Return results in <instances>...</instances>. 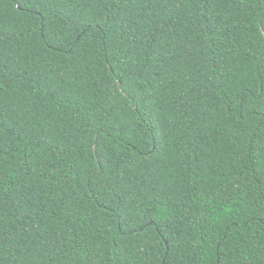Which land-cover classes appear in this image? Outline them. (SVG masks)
Here are the masks:
<instances>
[{"label":"trees","instance_id":"obj_1","mask_svg":"<svg viewBox=\"0 0 264 264\" xmlns=\"http://www.w3.org/2000/svg\"><path fill=\"white\" fill-rule=\"evenodd\" d=\"M263 31L264 0H0V264H264Z\"/></svg>","mask_w":264,"mask_h":264},{"label":"water","instance_id":"obj_2","mask_svg":"<svg viewBox=\"0 0 264 264\" xmlns=\"http://www.w3.org/2000/svg\"><path fill=\"white\" fill-rule=\"evenodd\" d=\"M263 34H264V31H263ZM118 83H119V86H121V85H122L120 81H118ZM95 151H96V147H95Z\"/></svg>","mask_w":264,"mask_h":264}]
</instances>
